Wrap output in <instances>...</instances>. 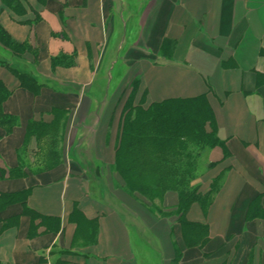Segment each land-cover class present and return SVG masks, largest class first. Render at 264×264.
I'll return each instance as SVG.
<instances>
[{
	"label": "crops",
	"instance_id": "crops-1",
	"mask_svg": "<svg viewBox=\"0 0 264 264\" xmlns=\"http://www.w3.org/2000/svg\"><path fill=\"white\" fill-rule=\"evenodd\" d=\"M129 21L126 75L92 93ZM0 29L24 48L0 44V61L39 85L0 64V264H144L131 228L157 264H264V0H0ZM200 96L223 145L199 152L192 184L214 185L183 214L203 229L190 238L176 192L135 197L111 167L128 97Z\"/></svg>",
	"mask_w": 264,
	"mask_h": 264
},
{
	"label": "trees",
	"instance_id": "trees-1",
	"mask_svg": "<svg viewBox=\"0 0 264 264\" xmlns=\"http://www.w3.org/2000/svg\"><path fill=\"white\" fill-rule=\"evenodd\" d=\"M0 44L14 54L24 51L22 44L11 41L2 29ZM0 64L14 73L26 88L39 86L36 79L26 72L13 68L7 62L0 61ZM7 94L0 82V103ZM132 101L128 97L123 105L111 169L121 179L122 187L135 197L151 201L162 197L168 190L176 192V213L180 223L186 227L190 238H200L203 229L183 222V214L191 202H205L213 191L214 182L208 193L203 195L192 184L199 152L206 147L223 145L216 136L213 111L205 96L167 99L145 106L142 103L133 105ZM168 124L170 128L166 127ZM21 195L16 193L6 195V198L11 201Z\"/></svg>",
	"mask_w": 264,
	"mask_h": 264
},
{
	"label": "rangeland",
	"instance_id": "rangeland-1",
	"mask_svg": "<svg viewBox=\"0 0 264 264\" xmlns=\"http://www.w3.org/2000/svg\"><path fill=\"white\" fill-rule=\"evenodd\" d=\"M124 20L126 21V18ZM135 36V27L129 21L125 30L121 32H115L114 36L109 39L106 46L101 51L103 53L102 64L100 65L98 74L96 75L95 80L90 88L92 93L99 94L101 90L107 88L109 90L108 95H111L116 83L121 77L125 76L127 72L126 66L120 58L122 53L119 54L117 49L118 44L121 43L120 45L122 46H125L126 44L129 45ZM13 65L17 66L15 64ZM100 98V95L96 96V99H98L99 102ZM166 127L170 128V125L168 124ZM130 235L133 248L136 251H143V256L139 255L138 259H145L146 262H144V264H157L155 263V251L153 250L152 243L147 239V236L142 237L141 235H138L137 230H133L132 228Z\"/></svg>",
	"mask_w": 264,
	"mask_h": 264
}]
</instances>
